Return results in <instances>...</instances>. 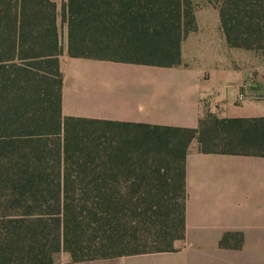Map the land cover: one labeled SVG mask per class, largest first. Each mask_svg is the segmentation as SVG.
Wrapping results in <instances>:
<instances>
[{
  "label": "trees",
  "instance_id": "obj_1",
  "mask_svg": "<svg viewBox=\"0 0 264 264\" xmlns=\"http://www.w3.org/2000/svg\"><path fill=\"white\" fill-rule=\"evenodd\" d=\"M207 1L229 46L264 52V0ZM60 16L69 56L160 66L180 64L197 29L193 0H62ZM62 54L54 0H0V264H52L60 250L71 261L179 250L190 142L264 156V116L206 111L185 127L64 115ZM84 122L127 135L113 144ZM220 244L240 246L241 233Z\"/></svg>",
  "mask_w": 264,
  "mask_h": 264
},
{
  "label": "crops",
  "instance_id": "obj_2",
  "mask_svg": "<svg viewBox=\"0 0 264 264\" xmlns=\"http://www.w3.org/2000/svg\"><path fill=\"white\" fill-rule=\"evenodd\" d=\"M193 1L197 29L182 41L180 64L72 57L64 51L62 113L185 127H197L206 111L220 118L264 116V52L229 46L218 8ZM185 188L186 234L179 250L60 264H264V156L203 152L192 140ZM226 232H240L241 245L222 246ZM227 242L234 243L232 237Z\"/></svg>",
  "mask_w": 264,
  "mask_h": 264
},
{
  "label": "rangeland",
  "instance_id": "obj_3",
  "mask_svg": "<svg viewBox=\"0 0 264 264\" xmlns=\"http://www.w3.org/2000/svg\"><path fill=\"white\" fill-rule=\"evenodd\" d=\"M54 1L57 4L58 23L60 24V31H61V38H62L63 52H64L67 49V31H66V25L61 24L60 13H61L62 0H54ZM83 125L88 128V132L94 133V135H99L101 137L100 138L101 140L111 141L113 144L117 142V140L120 138L121 135L122 136L127 135L126 134L127 131L121 129L120 127L107 125L105 123H90V122L85 123L84 122ZM130 131L133 133V130H130ZM165 155H166V151H165ZM142 157L152 162V159H153L152 155L143 154ZM232 240L235 244V242H237L238 240V236H232ZM180 244L182 245V243H180L179 241H176V245H180ZM52 259H53L52 264H60L61 261L70 259V256H69V253L65 252L64 250H60L58 252L53 253Z\"/></svg>",
  "mask_w": 264,
  "mask_h": 264
},
{
  "label": "built area",
  "instance_id": "obj_4",
  "mask_svg": "<svg viewBox=\"0 0 264 264\" xmlns=\"http://www.w3.org/2000/svg\"><path fill=\"white\" fill-rule=\"evenodd\" d=\"M243 86L245 87V86H247V84H246V83H244V85H243ZM240 97H241V94H240Z\"/></svg>",
  "mask_w": 264,
  "mask_h": 264
}]
</instances>
